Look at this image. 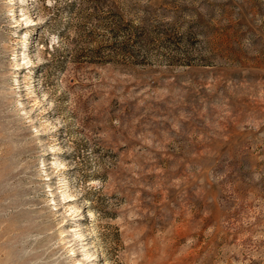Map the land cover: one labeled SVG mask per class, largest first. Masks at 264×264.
Masks as SVG:
<instances>
[{
  "label": "rangeland",
  "instance_id": "obj_1",
  "mask_svg": "<svg viewBox=\"0 0 264 264\" xmlns=\"http://www.w3.org/2000/svg\"><path fill=\"white\" fill-rule=\"evenodd\" d=\"M0 264H264V0H0Z\"/></svg>",
  "mask_w": 264,
  "mask_h": 264
}]
</instances>
